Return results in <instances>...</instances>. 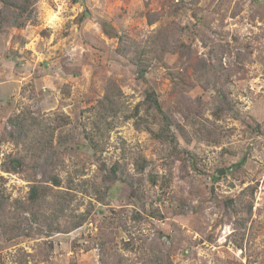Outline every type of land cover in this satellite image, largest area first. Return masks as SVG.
<instances>
[{
	"label": "rangeland",
	"instance_id": "1",
	"mask_svg": "<svg viewBox=\"0 0 264 264\" xmlns=\"http://www.w3.org/2000/svg\"><path fill=\"white\" fill-rule=\"evenodd\" d=\"M29 3L0 22V264H264V0ZM42 170L69 199L39 214L80 226L13 210Z\"/></svg>",
	"mask_w": 264,
	"mask_h": 264
},
{
	"label": "trees",
	"instance_id": "2",
	"mask_svg": "<svg viewBox=\"0 0 264 264\" xmlns=\"http://www.w3.org/2000/svg\"><path fill=\"white\" fill-rule=\"evenodd\" d=\"M4 4V13L0 15V22H3V19L6 21V23L9 26H13V27H17V28H21L23 26H25L27 24L28 21H31L34 17V9L30 8V3L29 0H2ZM4 16V18H3ZM158 59L162 60L163 59V55L160 54L159 56H157ZM151 60H149V58L147 57H142L139 53H137L135 55V57L133 58V62L136 66L138 75L140 77H142L147 69V65L150 63ZM106 98L102 99L101 101H99V103L97 104L98 107L97 110H103L105 107V101ZM149 108H151L152 110H154L156 113H158L161 117L160 122H161V128L158 132L155 133V136L159 137L161 135H163L164 133V129L168 130L169 129V120L167 119V117H165V115L163 114V111L161 110L157 97L155 95V92L153 90H147L145 93V97H144V101ZM217 113H222L221 110L216 111L214 114H216L215 117L219 118ZM201 114V113H199ZM101 114H99L100 117ZM222 115V114H221ZM18 122H22V120H16ZM213 122V121H211ZM23 129L24 132L27 133L28 129L27 127L23 124ZM178 129L180 132L183 131V128L181 126L178 125ZM204 132L203 134L208 133L209 137L211 139V135L212 132L214 133L213 128H211V126H205V129H203ZM33 140H36L35 138ZM31 159L29 161H32V165L30 166L31 168H38L39 167V162L37 160L38 155L35 152L32 156H30ZM175 158L180 159L182 161H185V157L182 155V153H180L179 155L175 156ZM28 161V162H29ZM26 160L25 157L23 156H14L10 159L9 161V167L6 168L7 171H17L19 170L21 167H23L24 165H26ZM49 176H48V175ZM42 178L45 180V178H48L47 181L51 182L52 187L47 188L45 187L43 184H39V182L35 179L34 174L32 175V177L29 179L30 180V184H29V189L27 191V195H26V201L24 203L21 202V200H15L14 202L16 203V205H14V209L16 211V213H18L19 211H25V212H30L32 214V218H36V216L39 214V206L41 205V203H47V198L50 196L56 197V201L59 204V212L63 213L64 207L63 205H65L64 203L67 202V200L69 199V197H67L66 195L62 196L63 194H65V192L63 191H59L57 189H55L54 187L59 186L60 184V180L58 178V176L56 175L55 172L53 173H49L47 171H43L42 170ZM51 189L56 190L55 191H50ZM57 193V194H56ZM8 200V199H1L0 198V208L3 209L2 207H5V205H3V203ZM35 209V210H34ZM4 211V210H3ZM36 215V216H35ZM43 216V220H42V224L46 225L47 227H52L55 230L57 229H65L66 231H69L77 226H80L84 221H85V215L83 213H78L77 215H72V217L69 219V223L66 224L63 227L59 226V222H58V216L55 213V216H52V218L46 219L44 217V214H39ZM56 220V221H55ZM151 253L153 254V256L155 255V253L153 252V249L151 248ZM152 264H160L159 262V257L158 258H152Z\"/></svg>",
	"mask_w": 264,
	"mask_h": 264
},
{
	"label": "water",
	"instance_id": "3",
	"mask_svg": "<svg viewBox=\"0 0 264 264\" xmlns=\"http://www.w3.org/2000/svg\"><path fill=\"white\" fill-rule=\"evenodd\" d=\"M222 171H223V170H222ZM222 171H221V172H222Z\"/></svg>",
	"mask_w": 264,
	"mask_h": 264
}]
</instances>
